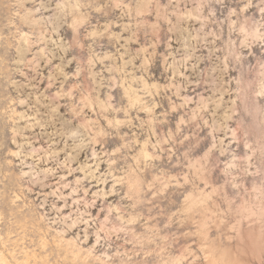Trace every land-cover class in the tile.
Wrapping results in <instances>:
<instances>
[{"label": "rangeland", "instance_id": "rangeland-1", "mask_svg": "<svg viewBox=\"0 0 264 264\" xmlns=\"http://www.w3.org/2000/svg\"><path fill=\"white\" fill-rule=\"evenodd\" d=\"M0 254L264 264V0H0Z\"/></svg>", "mask_w": 264, "mask_h": 264}, {"label": "bare ground", "instance_id": "bare-ground-1", "mask_svg": "<svg viewBox=\"0 0 264 264\" xmlns=\"http://www.w3.org/2000/svg\"><path fill=\"white\" fill-rule=\"evenodd\" d=\"M6 262H7V260H6ZM0 264H5L4 258H3V256L1 254H0Z\"/></svg>", "mask_w": 264, "mask_h": 264}]
</instances>
